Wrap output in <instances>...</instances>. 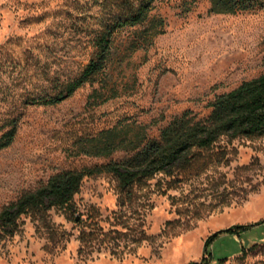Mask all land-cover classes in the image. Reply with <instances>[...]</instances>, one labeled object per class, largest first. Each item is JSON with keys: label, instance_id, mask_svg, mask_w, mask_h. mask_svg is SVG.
<instances>
[{"label": "rangeland", "instance_id": "1", "mask_svg": "<svg viewBox=\"0 0 264 264\" xmlns=\"http://www.w3.org/2000/svg\"><path fill=\"white\" fill-rule=\"evenodd\" d=\"M116 3L0 0V124L15 118L17 125L14 140L0 149V209L58 170L106 160L69 154L76 136L115 124L156 135L183 110L203 116L215 95L264 72V8L211 13L208 0H154L150 14L162 20V32L128 52L133 29L116 39L107 64L115 97L90 107L86 84L57 104H26L54 78L78 72L103 6ZM220 143L221 163L175 188L157 174L125 205L112 175L84 177L74 195L78 211L96 208L104 229L121 221L127 233L79 252V225L50 209L48 227L22 216L12 235L0 237V264H186L203 255L206 264H264V135ZM232 225L246 228L218 232L204 246Z\"/></svg>", "mask_w": 264, "mask_h": 264}, {"label": "trees", "instance_id": "2", "mask_svg": "<svg viewBox=\"0 0 264 264\" xmlns=\"http://www.w3.org/2000/svg\"><path fill=\"white\" fill-rule=\"evenodd\" d=\"M116 1L113 9L103 6V16L90 39V54L80 63L78 72L72 77L54 78L51 86L42 93L28 95L26 104H57L86 84L92 86L86 100L90 107L117 95L118 85L111 81L107 64L118 35L126 29H133L125 50L145 48L153 35L162 32V20L155 21L150 14L154 0ZM208 1V12L211 13L233 14L264 8V0ZM147 21L146 26L144 23ZM138 26L142 27L138 29ZM206 105L209 110L205 115L197 117L190 109H185L168 120L156 135L148 134L141 125L115 124L76 136L69 154H85L106 160L58 170L34 189L22 192L2 206L0 237L12 235L18 229L22 216L41 220L48 227L46 222L50 209L60 211L67 220L79 225L76 235L79 252L125 235L128 226L121 221H118L120 227L115 222L104 229L98 223L96 208L91 207L85 213L78 211L74 195L79 191L82 179L102 173L112 175L117 186V202L125 205L157 174L168 177L166 188H175L211 164L221 163L226 152L225 144L220 143L222 138L230 142L235 138L251 139L264 135V72L241 80L233 88L215 95ZM16 128L15 118L0 124V149L11 144ZM117 152L123 155L114 158ZM260 221L264 222V219ZM243 228L246 226L232 225L218 230L205 239L204 246L218 232H236ZM48 232L51 236L54 234L52 230ZM207 260L208 257L203 255L199 261L186 264H206Z\"/></svg>", "mask_w": 264, "mask_h": 264}]
</instances>
